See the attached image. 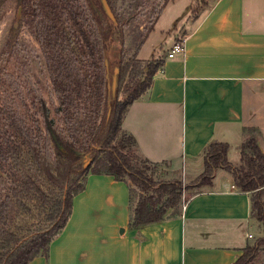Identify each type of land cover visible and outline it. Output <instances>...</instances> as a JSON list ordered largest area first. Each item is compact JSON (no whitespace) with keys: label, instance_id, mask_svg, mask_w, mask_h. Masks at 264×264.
Wrapping results in <instances>:
<instances>
[{"label":"trees","instance_id":"obj_1","mask_svg":"<svg viewBox=\"0 0 264 264\" xmlns=\"http://www.w3.org/2000/svg\"><path fill=\"white\" fill-rule=\"evenodd\" d=\"M107 1L113 17L102 0H94L98 10L83 0H19L21 17L11 25L0 52V264L48 257L89 173L110 174L128 184L130 229L182 212L187 185L179 171L168 177L160 170L165 163L143 157L136 138L123 128L130 105L149 91L164 63L163 55L142 60L137 50L171 0H131L140 1V8L129 2L123 13L116 0ZM203 3L205 9L212 6L208 0ZM149 9L156 17L135 53L126 57L125 27ZM23 23L45 57L50 78L46 96L30 82L31 88L6 77L10 64L26 75L17 49ZM112 55L117 63L115 91L108 74ZM248 131L256 134L240 144L238 165L229 159V143L212 141L205 148L196 187L212 185L215 172L226 170L237 190L250 193L251 218L264 222V150L259 129L244 128ZM87 158L92 162L85 166ZM263 254L261 236L234 264H264Z\"/></svg>","mask_w":264,"mask_h":264},{"label":"crops","instance_id":"obj_2","mask_svg":"<svg viewBox=\"0 0 264 264\" xmlns=\"http://www.w3.org/2000/svg\"><path fill=\"white\" fill-rule=\"evenodd\" d=\"M209 2L161 54L149 91L123 120L143 157L182 169L185 181L201 175L212 141L239 150L244 128L259 129L264 150V0ZM177 41L185 52L170 58ZM233 186L231 174L218 169L181 214L130 229L128 184L89 173L48 257L28 264H234L251 243L253 222L250 193Z\"/></svg>","mask_w":264,"mask_h":264},{"label":"rangeland","instance_id":"obj_3","mask_svg":"<svg viewBox=\"0 0 264 264\" xmlns=\"http://www.w3.org/2000/svg\"><path fill=\"white\" fill-rule=\"evenodd\" d=\"M83 1L88 5H92V7L98 10L94 0ZM204 1L207 2V0H199V2H197V0H171L164 8L163 12L155 23L153 30L146 38V42L140 50L139 58L148 61L147 58L150 59L153 51L156 53L155 56H158L159 54L161 55L165 51H167V49L172 45V41L174 40V38L177 35L182 37L186 30L190 27V21L205 9L206 4L203 3ZM129 2L131 4H134V6H137V4L140 3V1L132 3L131 0H116L115 7L120 13H123V10L126 8V5ZM18 3L19 0H0V52L4 47L5 41L7 40L11 25L16 19H19L21 17L22 9L21 7H19ZM190 4H192L193 7L197 6L198 10L193 11V7L191 6L189 11L186 14H183V11L187 7V5ZM155 8L158 9L157 7ZM155 17L156 14L153 13L151 9H149L143 14L131 19L126 25V57H130L135 53L136 49L140 45L143 36L151 27ZM159 41H162V44L156 47ZM17 49L19 54V62H21L25 67L26 75L17 71L14 65L10 64L8 65V68L6 70L8 72L6 76L8 78V81L17 82L20 80V82L26 84L27 87H38L41 94L45 96L48 95L50 91V78L46 66L45 57L39 42L35 38V35L31 31L27 23H23L21 26ZM115 58L116 55H112L108 58V74L112 84H114V82L116 81L117 63ZM3 75L4 72L2 76ZM29 82L31 83V86ZM251 134H256V132L248 131L244 133L243 141L248 135ZM229 158L233 164L238 165L236 163L240 162L239 150L233 148L230 152ZM85 161L87 163V160ZM160 170L162 172H165L168 177L173 176L177 170L181 174L184 185H187V188L184 187L182 210L184 202H187L192 194L200 192L203 189L209 187L207 185L196 187L200 175L195 179L185 181L182 169L173 167L169 164L160 165ZM3 180L4 177L2 176V173L0 171V184L3 183ZM252 222L253 237L251 239V243L254 242L258 237L264 236V222H259L255 218H252ZM261 259L264 262V254L262 255Z\"/></svg>","mask_w":264,"mask_h":264},{"label":"built area","instance_id":"obj_4","mask_svg":"<svg viewBox=\"0 0 264 264\" xmlns=\"http://www.w3.org/2000/svg\"><path fill=\"white\" fill-rule=\"evenodd\" d=\"M178 52H180V53H184L185 52V45H184V41H177L174 45H173V47H172V49L170 50V52L168 53V57H174L175 56V54L176 53H178ZM235 186V185H234ZM233 186V187H234ZM185 205H186V201L184 202V204H183V207H185Z\"/></svg>","mask_w":264,"mask_h":264},{"label":"water","instance_id":"obj_5","mask_svg":"<svg viewBox=\"0 0 264 264\" xmlns=\"http://www.w3.org/2000/svg\"><path fill=\"white\" fill-rule=\"evenodd\" d=\"M102 2H103V6H104L105 10L107 11V13L113 17V12H112V9H111L108 1L102 0ZM115 90H116V81L113 84V91H115ZM86 160H87V163L85 164V166H88L92 162V158H87Z\"/></svg>","mask_w":264,"mask_h":264}]
</instances>
